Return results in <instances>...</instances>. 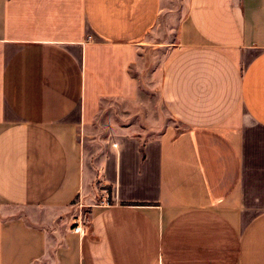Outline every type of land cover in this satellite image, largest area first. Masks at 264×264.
<instances>
[{"label":"crops","instance_id":"1","mask_svg":"<svg viewBox=\"0 0 264 264\" xmlns=\"http://www.w3.org/2000/svg\"><path fill=\"white\" fill-rule=\"evenodd\" d=\"M0 264H264V0H0Z\"/></svg>","mask_w":264,"mask_h":264},{"label":"rangeland","instance_id":"2","mask_svg":"<svg viewBox=\"0 0 264 264\" xmlns=\"http://www.w3.org/2000/svg\"><path fill=\"white\" fill-rule=\"evenodd\" d=\"M156 60H158V58H156ZM130 69L131 74L135 76L137 75L136 78L139 89L138 99L134 102L133 106L129 104H121L119 102L110 103L108 111L104 114L101 120V129H103V131L110 128H123L126 124L133 126L136 131H140V129L146 128V124H152L155 120H159L160 117L166 122H169V118L158 101L156 89L158 78L155 75H150L149 72H141V70L137 69L135 66H131ZM150 69H147V71H150ZM109 120L113 122V125H106ZM96 195H99V193H96ZM74 202L77 208L80 204H85L83 200L73 201V203ZM81 209L84 211L85 208L82 207ZM83 213L84 212H82V214Z\"/></svg>","mask_w":264,"mask_h":264},{"label":"built area","instance_id":"3","mask_svg":"<svg viewBox=\"0 0 264 264\" xmlns=\"http://www.w3.org/2000/svg\"><path fill=\"white\" fill-rule=\"evenodd\" d=\"M73 231H76V232H79V228H78V224H76L73 228H72Z\"/></svg>","mask_w":264,"mask_h":264}]
</instances>
